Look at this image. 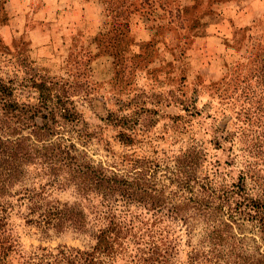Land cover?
<instances>
[{
  "label": "rangeland",
  "instance_id": "obj_1",
  "mask_svg": "<svg viewBox=\"0 0 264 264\" xmlns=\"http://www.w3.org/2000/svg\"><path fill=\"white\" fill-rule=\"evenodd\" d=\"M0 76L31 102L39 95L33 81H57L84 120L69 134L85 136L77 146L95 162L122 170L126 154L150 159L172 193L174 157L197 141L200 175L216 172L226 182L245 175L248 188L264 189V0H0ZM130 209L144 219L154 212ZM25 213L15 206L8 214L17 242L11 264L40 246L95 243L71 230L42 231ZM154 228L173 246L165 264H187L198 229L188 234L170 218ZM242 228V236L257 235ZM126 243L137 253V242ZM112 264L147 263L122 252Z\"/></svg>",
  "mask_w": 264,
  "mask_h": 264
},
{
  "label": "trees",
  "instance_id": "obj_2",
  "mask_svg": "<svg viewBox=\"0 0 264 264\" xmlns=\"http://www.w3.org/2000/svg\"><path fill=\"white\" fill-rule=\"evenodd\" d=\"M33 87L37 101H22L12 80L0 76V264H11L9 255L17 246L7 222L15 206L25 207L26 223L42 231L71 230L95 241L91 249L40 246L24 264H112L122 252L147 264H165L173 246L154 228L164 218L180 220L188 234L198 229L187 264H264L260 182L250 189L245 175L236 182L218 180L216 172L206 170L200 175L205 153L195 141L168 170L180 192L177 198L156 179L157 164L150 159L126 154L122 170L91 159L77 146L84 145L85 136L78 133L73 141L69 134L84 120L62 86L43 79L33 81ZM122 135L121 140L132 141ZM64 192L69 197L61 198ZM132 205L154 212L144 219L132 213ZM244 223L258 239L241 235ZM127 241L137 242V253L128 251Z\"/></svg>",
  "mask_w": 264,
  "mask_h": 264
},
{
  "label": "crops",
  "instance_id": "obj_3",
  "mask_svg": "<svg viewBox=\"0 0 264 264\" xmlns=\"http://www.w3.org/2000/svg\"><path fill=\"white\" fill-rule=\"evenodd\" d=\"M140 25H141V23H140Z\"/></svg>",
  "mask_w": 264,
  "mask_h": 264
}]
</instances>
